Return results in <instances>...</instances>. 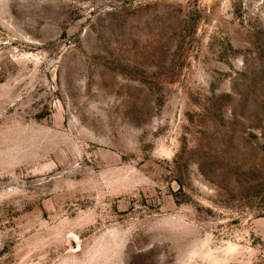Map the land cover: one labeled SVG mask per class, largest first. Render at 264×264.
Here are the masks:
<instances>
[{"label": "rangeland", "instance_id": "374dc122", "mask_svg": "<svg viewBox=\"0 0 264 264\" xmlns=\"http://www.w3.org/2000/svg\"><path fill=\"white\" fill-rule=\"evenodd\" d=\"M0 264H264V0H0Z\"/></svg>", "mask_w": 264, "mask_h": 264}]
</instances>
